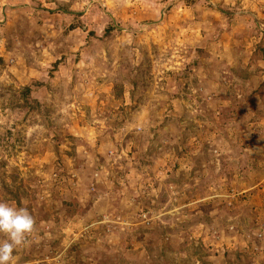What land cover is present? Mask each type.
Returning a JSON list of instances; mask_svg holds the SVG:
<instances>
[{
	"label": "rangeland",
	"instance_id": "obj_1",
	"mask_svg": "<svg viewBox=\"0 0 264 264\" xmlns=\"http://www.w3.org/2000/svg\"><path fill=\"white\" fill-rule=\"evenodd\" d=\"M0 202L14 264H264V0H0Z\"/></svg>",
	"mask_w": 264,
	"mask_h": 264
},
{
	"label": "clouds",
	"instance_id": "obj_2",
	"mask_svg": "<svg viewBox=\"0 0 264 264\" xmlns=\"http://www.w3.org/2000/svg\"><path fill=\"white\" fill-rule=\"evenodd\" d=\"M34 218L26 208L0 202V264H14L15 251L21 247L34 229Z\"/></svg>",
	"mask_w": 264,
	"mask_h": 264
}]
</instances>
